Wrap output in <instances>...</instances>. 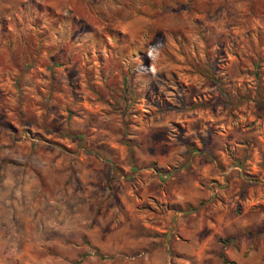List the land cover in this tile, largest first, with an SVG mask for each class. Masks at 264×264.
Returning <instances> with one entry per match:
<instances>
[{
    "label": "rangeland",
    "instance_id": "obj_1",
    "mask_svg": "<svg viewBox=\"0 0 264 264\" xmlns=\"http://www.w3.org/2000/svg\"><path fill=\"white\" fill-rule=\"evenodd\" d=\"M264 264V0H0V264Z\"/></svg>",
    "mask_w": 264,
    "mask_h": 264
},
{
    "label": "trees",
    "instance_id": "obj_2",
    "mask_svg": "<svg viewBox=\"0 0 264 264\" xmlns=\"http://www.w3.org/2000/svg\"><path fill=\"white\" fill-rule=\"evenodd\" d=\"M221 264H234L233 261L226 259L224 256L221 258Z\"/></svg>",
    "mask_w": 264,
    "mask_h": 264
}]
</instances>
